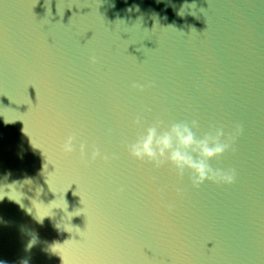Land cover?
Wrapping results in <instances>:
<instances>
[{
    "label": "water",
    "instance_id": "obj_1",
    "mask_svg": "<svg viewBox=\"0 0 264 264\" xmlns=\"http://www.w3.org/2000/svg\"><path fill=\"white\" fill-rule=\"evenodd\" d=\"M193 121L233 183L130 156ZM0 264H264V0H0Z\"/></svg>",
    "mask_w": 264,
    "mask_h": 264
},
{
    "label": "clouds",
    "instance_id": "obj_2",
    "mask_svg": "<svg viewBox=\"0 0 264 264\" xmlns=\"http://www.w3.org/2000/svg\"><path fill=\"white\" fill-rule=\"evenodd\" d=\"M139 121L138 119L136 122ZM196 126L195 121L191 127L187 124H172L170 127L160 123L153 124L147 128L145 134L137 136L135 142L128 146L129 154L137 161H148L155 166L167 162L180 172L188 169L193 174L191 181L194 185L206 180H215L224 184L233 183V174L213 172L206 161L229 151L231 141L234 135L238 134L239 129L237 128L235 132H226L223 128L216 129L214 134L205 135L197 140L192 131ZM73 145L74 137L69 136L65 141L64 151L72 153ZM187 149L199 152L202 159L195 160L185 151ZM80 150L82 153L85 151L84 144L80 145Z\"/></svg>",
    "mask_w": 264,
    "mask_h": 264
},
{
    "label": "snow or ice",
    "instance_id": "obj_3",
    "mask_svg": "<svg viewBox=\"0 0 264 264\" xmlns=\"http://www.w3.org/2000/svg\"><path fill=\"white\" fill-rule=\"evenodd\" d=\"M73 8H75V5H73V7H72L71 9H73ZM65 9H68V8H65ZM71 9H69V10H71ZM63 16H64V12H63ZM55 251H56V253L58 254V250L55 249Z\"/></svg>",
    "mask_w": 264,
    "mask_h": 264
}]
</instances>
